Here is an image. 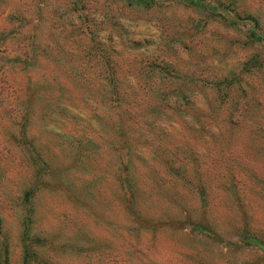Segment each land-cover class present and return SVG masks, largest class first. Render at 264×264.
I'll list each match as a JSON object with an SVG mask.
<instances>
[{"label":"rangeland","instance_id":"374dc122","mask_svg":"<svg viewBox=\"0 0 264 264\" xmlns=\"http://www.w3.org/2000/svg\"><path fill=\"white\" fill-rule=\"evenodd\" d=\"M204 1L235 25L0 0V264H264V0ZM107 56L166 79H129L117 110Z\"/></svg>","mask_w":264,"mask_h":264},{"label":"trees","instance_id":"16d2710c","mask_svg":"<svg viewBox=\"0 0 264 264\" xmlns=\"http://www.w3.org/2000/svg\"><path fill=\"white\" fill-rule=\"evenodd\" d=\"M128 1L130 4H134V5H139L140 7L146 8V9H150L152 7H154L155 1L156 0H126ZM187 3H190L191 6L201 9L203 11H208L209 13H211L212 15H214L215 18H219L221 19L224 23L234 26L235 25V21L230 19L229 17H224L222 14L217 13V10L220 8L221 4L219 5H212L210 3L205 2L204 0H181ZM218 7V8H217ZM255 28V27H254ZM250 39L253 41V39H256L257 36L260 35H256L254 32H250ZM101 65L103 70L105 71V78L106 80L109 82L108 84V89H109V93H108V98L112 101V103L116 106L115 108L117 110L121 109V106L123 104H125V101L128 100L127 98L130 91L126 90L127 93L123 90L122 87H127L128 86H132L135 89V93L136 94H141V85L138 84H129V79L133 80H141L142 78H160V79H166L165 74H163L162 71H157V70H153L152 68L149 69H145L143 67L140 68L139 70V74L136 75L135 73L130 74L129 76L123 75V74H117L113 63L114 60L112 58H109L108 56L105 57L103 60H100ZM125 85V86H123ZM216 90L219 92L220 96L225 97L227 94L224 93L223 88H221V86L216 87ZM154 93V91H153ZM177 101H181V99L179 98V100ZM169 105L171 106V102H169ZM166 107H169L168 104L166 105ZM126 165V164H125ZM126 165V168L128 170L129 166ZM122 186L125 189V192L128 194V196H132L133 197V191L131 188V184L129 182V180H127V177L122 181ZM130 205L131 202L129 201ZM205 227V226H204ZM205 229H207L205 227Z\"/></svg>","mask_w":264,"mask_h":264}]
</instances>
